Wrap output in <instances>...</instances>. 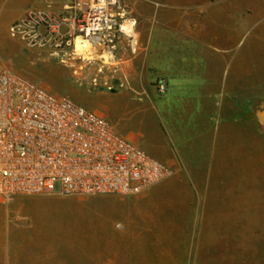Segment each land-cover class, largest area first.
Wrapping results in <instances>:
<instances>
[{"label": "rangeland", "instance_id": "1", "mask_svg": "<svg viewBox=\"0 0 264 264\" xmlns=\"http://www.w3.org/2000/svg\"><path fill=\"white\" fill-rule=\"evenodd\" d=\"M120 1L126 16L133 18L131 1ZM146 1L227 2L240 17L262 15L264 2ZM8 22L0 18V57L14 72L102 114L117 134L134 136L142 149L160 160L161 147L140 119L138 105L121 104L118 97L128 93L134 99L164 98L179 110L177 98L184 94L176 87L178 81L166 80L168 90L160 92L157 76L142 77L139 70H129V63L122 65L119 43L131 50L123 40L109 63L94 55L90 62L72 59L63 64L48 50L30 49L11 38ZM242 29L244 36L233 55L244 56L250 68V57H245L250 28L244 22ZM129 73L135 82H130ZM93 77L98 78L97 87L88 86ZM140 77L143 88L137 87ZM105 81L112 83V90ZM239 93V113L244 115L216 116L217 122H208L212 129L207 142L200 138L185 146L173 175L138 195L0 200V264H264V131L253 116L264 98L250 104V83H242ZM160 135L162 148L172 147L166 133Z\"/></svg>", "mask_w": 264, "mask_h": 264}, {"label": "built area", "instance_id": "2", "mask_svg": "<svg viewBox=\"0 0 264 264\" xmlns=\"http://www.w3.org/2000/svg\"><path fill=\"white\" fill-rule=\"evenodd\" d=\"M126 14L120 0H73L61 11L28 9L8 34L27 48L48 50L63 64L90 62L85 59L90 43L98 57L113 55L120 40L135 50L137 40L133 44L127 31L135 34L136 20ZM78 38L89 43L85 54L76 50ZM98 85L97 77L88 83ZM103 85L113 89L111 82ZM158 86L160 92L166 87L162 82ZM172 175L171 167L117 134L102 114L17 74L0 57V200L134 196Z\"/></svg>", "mask_w": 264, "mask_h": 264}, {"label": "crops", "instance_id": "3", "mask_svg": "<svg viewBox=\"0 0 264 264\" xmlns=\"http://www.w3.org/2000/svg\"><path fill=\"white\" fill-rule=\"evenodd\" d=\"M72 1L0 0V18L6 17L12 24L30 7L61 11ZM130 1L137 47L130 52L119 43V62L129 63V70H139L142 77L157 76L167 90L166 80L178 81L176 87L184 96L177 98L179 110L164 98L134 99L122 93L118 100L138 105L140 119L161 147L160 160L172 168L181 160L185 146L197 144L200 138L207 142L212 129L208 122H217L216 116L244 115L239 113L242 83H250V104L264 98V2L262 15L240 17L227 2ZM244 22L250 28V50L245 54L250 57V68H246L244 56L233 55L244 36ZM129 80L135 82L130 73ZM137 87H144L141 77ZM159 130L166 133L172 147L162 148V140H157ZM126 137L137 142L132 135Z\"/></svg>", "mask_w": 264, "mask_h": 264}, {"label": "bare ground", "instance_id": "4", "mask_svg": "<svg viewBox=\"0 0 264 264\" xmlns=\"http://www.w3.org/2000/svg\"><path fill=\"white\" fill-rule=\"evenodd\" d=\"M128 32V34L131 36V37H133V44L135 43V38H136V35L134 34V33H131V32H129V31H127ZM87 44L89 45V43L88 42H85V43H83L82 44V40L80 39V38H78L77 40H76V50H77V52H79L80 54H85V46H87ZM90 45H91V47H89V52H90V54H85V59H87V60H91L92 59V56H94L95 54V50L97 49L95 46H92V44L90 43ZM92 55V56H91ZM89 57V58H86V57ZM96 56V55H95ZM109 54L108 53H106V52H103V53H101L100 55H99V59H102L103 60V62L105 63V62H108L109 61ZM109 63V62H108ZM86 220V219H85ZM94 219H91L89 222H91V221H93ZM97 222H100L99 220L97 221ZM83 223H85V221L83 222ZM82 223V224H83ZM94 223V222H93ZM71 226L72 225H74V224H76V225H78L77 223H69ZM84 226H86V227H88L87 226V223L86 224H84ZM89 226H90V224H89ZM93 226H92V223H91V228H92Z\"/></svg>", "mask_w": 264, "mask_h": 264}, {"label": "water", "instance_id": "5", "mask_svg": "<svg viewBox=\"0 0 264 264\" xmlns=\"http://www.w3.org/2000/svg\"><path fill=\"white\" fill-rule=\"evenodd\" d=\"M260 110L256 113V121L261 131H264V101L260 104Z\"/></svg>", "mask_w": 264, "mask_h": 264}, {"label": "flooded vegetation", "instance_id": "6", "mask_svg": "<svg viewBox=\"0 0 264 264\" xmlns=\"http://www.w3.org/2000/svg\"><path fill=\"white\" fill-rule=\"evenodd\" d=\"M160 82L158 81L157 84H159Z\"/></svg>", "mask_w": 264, "mask_h": 264}]
</instances>
